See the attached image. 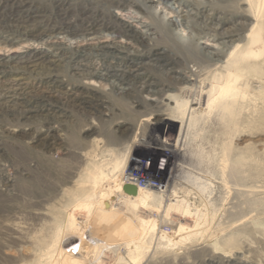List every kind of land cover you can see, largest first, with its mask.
Here are the masks:
<instances>
[{"label": "rangeland", "instance_id": "374dc122", "mask_svg": "<svg viewBox=\"0 0 264 264\" xmlns=\"http://www.w3.org/2000/svg\"><path fill=\"white\" fill-rule=\"evenodd\" d=\"M246 5L0 0V264H43L38 238L53 230L60 208L72 207L64 191L81 184L87 165L103 173L98 190L128 173L139 184L160 183L164 195L186 188L192 203V215L172 210L165 220L161 212L141 209L157 224L137 243L141 250L132 248L124 259H117L119 251L105 250L99 264H264V16ZM257 15L261 30L255 37L250 31L258 29ZM193 29L204 37L193 41ZM214 32L232 35L227 46H214ZM253 39L263 47L256 57L247 56ZM104 44L108 51L96 49ZM207 44L223 53L238 45L233 68L241 94L230 108L218 113L212 106L208 120L184 130L175 154L156 146L175 137L176 129L136 128L143 116L155 120L175 111L145 99L144 92L123 94L115 77L94 74L123 68L124 54L130 53L138 73L165 84L170 74L153 62L154 53L163 51L176 67L197 70L188 47L205 65V53L212 50ZM134 137L144 140L137 144ZM116 160L121 166L114 170ZM179 171L190 178L177 177L172 184L171 173ZM237 182L247 190L253 185L254 194H240ZM113 211L125 216L122 204ZM72 214L86 226V211Z\"/></svg>", "mask_w": 264, "mask_h": 264}, {"label": "bare ground", "instance_id": "6f19581e", "mask_svg": "<svg viewBox=\"0 0 264 264\" xmlns=\"http://www.w3.org/2000/svg\"><path fill=\"white\" fill-rule=\"evenodd\" d=\"M224 1L230 2L232 0ZM237 1L246 2L248 8L254 7L255 10L260 8V12L264 16V0ZM193 14L196 16L198 11ZM181 16H184V14ZM258 16L255 17V26L258 29L250 31L253 34L252 36L255 37L258 34V30H261L259 28L261 25ZM196 30L194 31L193 29L191 33L193 41L196 36L198 37L197 39L204 37L202 34L196 32ZM249 34L248 36L251 35ZM143 37L146 38L144 35ZM212 37H214V46L225 47L228 42L226 39L232 37V35L227 32L220 34L214 32ZM251 45L254 49L247 56H258L263 47L260 46L258 40H254ZM206 46L211 47L212 50H207L205 53V65H202V61L199 59L195 49L192 46L188 47V56L196 58L197 60V70L193 68L183 70L182 68L176 67L170 60L164 58L165 53L163 51L154 53L153 62L156 61L159 63V66L166 67V71L170 74V78L167 79L165 84H157V82H153L147 76L145 77L143 74L138 73L132 66L133 63H136V58L132 57L133 55L130 53L124 54L126 60L123 68L112 66V70L94 74L100 77H115L122 86L121 92L123 94L130 95L134 90L144 92L148 96L146 97L145 95V99L160 103L170 108V110L175 111L174 114L160 115L155 120H152L151 117L143 116L136 123V128L139 126L164 125L168 129H176L177 135L175 137L169 139L164 138L156 146L159 150L167 151L168 154H175L179 152L178 143L182 139L181 136L184 130L197 128L206 118L208 120L214 111L212 106H215L218 113L219 110L230 108L240 96L239 94H241V90L238 87L240 84V74L233 68L236 63L234 57L238 55V45H235L233 51L229 53H223L224 51L218 50L217 48L214 49L212 45L207 44ZM108 47L109 45L104 44L98 45L96 49L108 51ZM137 84H139L140 90L137 89ZM170 89L174 90L175 93L170 94ZM140 139L144 140V138H135L134 141H137L138 144L141 143ZM120 166L121 161L116 160L113 164V169L115 170ZM86 170L88 171L87 175L81 184L72 190L64 191L67 203L72 207L67 208L65 206L60 208V215L55 216L52 220L53 230L48 233H42L38 238V247L42 257L40 262L43 264H99L98 261L105 250L111 252L119 251L117 259H124L126 255H129L132 248L133 251H140L142 246H139L137 243L150 232L155 231L157 226L156 220L148 218V214L153 209L161 212L163 220L168 218L172 210L178 211L183 216L192 215L190 207L192 203L189 202L188 190L186 188L180 187L173 190L170 194L164 195V187L160 183L157 186H150V183L144 179L139 184L140 180L138 176L127 173L124 175V180H121V182H115L114 180L108 188L102 191L97 189V184L104 177L100 168L98 169L95 165L90 167L87 165ZM180 171L178 173H171L170 178L173 179L172 184L176 183V180L178 178L180 179V177L185 181L190 178L189 176L181 174L182 172ZM157 179L162 181L161 176H158ZM86 181L89 183L84 184ZM125 183L134 185L136 187V193L128 194L124 192L122 187ZM236 185L238 186L237 190L240 194L253 195L255 192L253 185H250L251 189L249 187L248 190L243 189L246 186L244 182H237ZM162 198L166 203H162ZM121 204L124 207V217L115 214L113 211L114 206ZM76 209L86 211L87 219L84 223L86 226H82L75 220L72 212ZM141 209L147 210L149 213L143 216L140 214ZM102 217L106 218V220H101ZM124 218L125 223L122 221ZM117 220L118 225H120V222L124 224L116 227L115 221ZM180 230L181 228L179 227L177 232H180ZM231 232L229 235L235 234ZM159 235L162 237L165 236L163 232H160ZM87 250L90 253H86ZM107 264L112 263L108 262Z\"/></svg>", "mask_w": 264, "mask_h": 264}, {"label": "water", "instance_id": "95a60500", "mask_svg": "<svg viewBox=\"0 0 264 264\" xmlns=\"http://www.w3.org/2000/svg\"><path fill=\"white\" fill-rule=\"evenodd\" d=\"M122 188H123V191L128 193V194H135L136 193V187L132 184L125 183Z\"/></svg>", "mask_w": 264, "mask_h": 264}]
</instances>
